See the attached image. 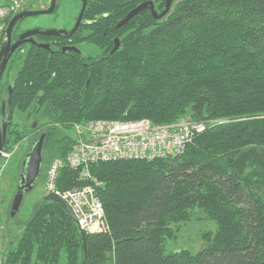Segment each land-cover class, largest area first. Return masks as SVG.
<instances>
[{
    "label": "trees",
    "instance_id": "obj_1",
    "mask_svg": "<svg viewBox=\"0 0 264 264\" xmlns=\"http://www.w3.org/2000/svg\"><path fill=\"white\" fill-rule=\"evenodd\" d=\"M148 1L164 11L166 0H87L82 54L45 36L50 50L19 53L6 147L46 133L45 148L64 159L66 132L91 120L170 125L191 112L212 125L182 155L91 167L105 220L86 233V256L68 212L43 197L1 264H264V0H183L161 20L144 10L116 28ZM78 177L62 169L58 188L83 185ZM197 213L217 226L207 246L167 254L172 227Z\"/></svg>",
    "mask_w": 264,
    "mask_h": 264
},
{
    "label": "built area",
    "instance_id": "obj_2",
    "mask_svg": "<svg viewBox=\"0 0 264 264\" xmlns=\"http://www.w3.org/2000/svg\"><path fill=\"white\" fill-rule=\"evenodd\" d=\"M26 3L27 0L0 2V51L6 22ZM206 130V124L184 118L170 125H156L147 119L91 120L75 124L72 128V151L66 158H57L50 165L44 195L54 193L64 199L85 233L101 232L105 209L97 193L102 185L91 174L93 165L120 160L151 162L179 156L187 151L197 135ZM18 148L17 144L12 151H17ZM11 155L4 149L0 160L8 159ZM64 168L77 171L83 185L60 190L58 182Z\"/></svg>",
    "mask_w": 264,
    "mask_h": 264
},
{
    "label": "rangeland",
    "instance_id": "obj_3",
    "mask_svg": "<svg viewBox=\"0 0 264 264\" xmlns=\"http://www.w3.org/2000/svg\"><path fill=\"white\" fill-rule=\"evenodd\" d=\"M4 0H0L2 2ZM183 0H175L173 7H176ZM31 10L48 9L51 0H28L26 3ZM58 10L52 15H41L31 17L22 28L40 27L44 30L48 29H62L70 25L74 18L78 15L81 7L80 0H60ZM184 119L194 122L212 125L210 122L195 121L189 112ZM34 120L28 122L32 125ZM37 123V121H35ZM39 123V122H38ZM72 131L66 132L72 135ZM62 134V131L60 135ZM14 136L10 137V144L5 146L6 152L12 155L8 159L0 160V260L2 262L5 251L14 234L11 233L13 229H20L22 226L32 218L36 205L45 197V189L47 185L48 170L52 162L58 157V153L54 149H44L43 162L41 166V174L34 186V189L25 195L21 209L18 215L9 221L8 213L10 215L11 203L17 192L20 174L22 172V164L24 159L30 152L33 141L36 139L31 136L17 144L19 148L17 151H12ZM35 139V140H34ZM217 226L214 222L206 220L201 213L194 214V218L189 222H179L172 227L173 237L165 239V250L167 254H176L186 252L192 256L197 255L209 241L207 238L214 235ZM14 233V232H13ZM210 239L212 237H209Z\"/></svg>",
    "mask_w": 264,
    "mask_h": 264
},
{
    "label": "water",
    "instance_id": "obj_4",
    "mask_svg": "<svg viewBox=\"0 0 264 264\" xmlns=\"http://www.w3.org/2000/svg\"><path fill=\"white\" fill-rule=\"evenodd\" d=\"M81 1H82V8L78 16L77 22L71 32H67L66 30H61V29H48V30L35 29L21 36V40L27 37H32L36 35H42L46 37L47 36L48 37H61V36H67V35L74 34L82 22L83 13H84V10L87 4V0H81ZM173 2L174 0H166L165 9L161 13H158L153 1L145 2L139 5L134 10H132L123 20L119 22L116 28L119 29L127 25L132 19H134L144 10L151 11L154 19L161 20L171 11ZM58 6L59 4L57 3V0H51L50 7L48 9L25 11L12 18V20L9 23V26L6 29V35L8 39L7 44L3 45L0 51V82L3 77L4 71L6 69V66L9 62V59L12 57L15 50L22 44V42H19L13 47L11 46L12 30L14 26L17 24V22L22 19L29 18V17H36V16H41V15H52L55 13ZM30 41L33 42V40H30ZM37 46L42 49H46V50L51 49V46L49 44H37ZM119 47H120V40L115 39V46L112 50V53H115L119 49ZM68 50H72V49L62 48L59 50V52L65 54ZM37 127H38V122L35 123V125L33 126V129H36ZM7 134H8L7 124L5 122H1V119H0V158H1L2 151L5 149V146H6ZM45 141H46V133H43L39 138L33 141V145L30 149V152L24 159V162L22 164V172L19 178L17 192L11 203V210H10L11 219H14L18 215L21 209L22 203L24 201L25 195H27L34 189V186L41 174V166L43 162V151L45 148ZM44 201L57 203L61 205L68 212L73 223L78 227L80 231V235H81L82 242H83V249H84V253L86 256L87 254L86 233L80 228L78 219L76 218L69 204L64 199H62L60 196L54 193H51L45 196ZM0 264H1V260H0Z\"/></svg>",
    "mask_w": 264,
    "mask_h": 264
},
{
    "label": "flooded vegetation",
    "instance_id": "obj_5",
    "mask_svg": "<svg viewBox=\"0 0 264 264\" xmlns=\"http://www.w3.org/2000/svg\"><path fill=\"white\" fill-rule=\"evenodd\" d=\"M59 2H60V0H57L58 4H59ZM80 3H81V7H80V10L78 12V15L74 18V21L70 25H68L67 27L62 28L61 30H66L67 32H71L73 30V28L77 22L78 16L80 14L81 8H82V1L81 0H80ZM59 7L60 6L57 7L56 11L58 10ZM25 11H31V9H29V6L27 4H25L19 10V12L16 13L13 17H15L16 15H18L22 12H25ZM12 18H10L6 22L5 32L3 34L2 41H1V48L3 45L7 44L8 39H7V35H6V29L9 26V23L12 20ZM30 18L31 17L18 21L12 30L11 46L13 47L14 45H16L19 42H22V44L15 50L12 57L9 59V62L6 66V69L4 71L3 77H2L1 82H0V119H1V122H5L6 124L8 123L7 119H8V115H9V111H10L11 98H12L13 87H14V76H13V74H11V69H10L11 63L19 55L20 52L26 51L31 45L37 46V44H47V42L41 41L42 35L27 37V38L21 40V36L25 35L26 33L33 31L35 29H42L40 27L22 28V26L24 24H26V22ZM82 23H83V19H82L80 26L82 25ZM80 26H79V28H80ZM79 28L72 35L56 37L57 39H61V40H52L50 44H52L53 47L57 48L58 44L63 43L62 46L58 47V50H60L62 48L72 49V50H68L66 52L67 54L79 53V52H80V54H82V53L86 52L89 49L87 43L78 42L80 39V35L79 36L77 35ZM84 38H85V36L81 37V39H84ZM30 40H33V42H31ZM34 125H35V121L32 123L31 126H34ZM7 132H8V126H7Z\"/></svg>",
    "mask_w": 264,
    "mask_h": 264
}]
</instances>
